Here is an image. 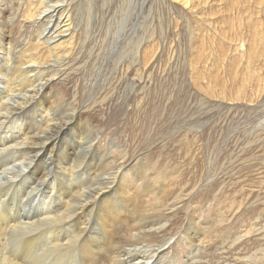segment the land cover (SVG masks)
<instances>
[{"label":"rangeland","instance_id":"rangeland-1","mask_svg":"<svg viewBox=\"0 0 264 264\" xmlns=\"http://www.w3.org/2000/svg\"><path fill=\"white\" fill-rule=\"evenodd\" d=\"M57 1L64 3L56 4L63 9L57 15L62 19H44L41 25L23 21L31 10L35 11L33 20L43 12L39 0H24L19 5L15 0L0 1L1 17L6 19L0 17V31H10L9 42L14 47L11 62L39 56L44 57L39 60L53 62L48 52L36 48V36L49 23L61 21L60 30L65 32L56 43L57 49L69 48L71 52L62 76L49 85V90L67 101L66 105L78 108L75 112H81V121L91 125L93 137L100 142V157L114 160L111 168L115 173L132 182L125 180L126 191L117 185L113 188L110 203L115 211L131 215L124 206L136 202L148 215L158 211L159 222L144 224L142 231L158 230L159 237L149 238L152 245L145 243L144 247L133 243L137 241V228L124 230L122 222L108 219L106 208L101 206L94 208V214L85 215L84 232L73 240L79 232L76 217L70 223L62 218L61 209L76 186L56 176L54 184L45 182L32 193V184L38 181L28 175L24 181L16 179L13 187L0 189V223L2 219L17 226L49 223L35 230L38 234L33 231L17 237L16 233H0V251L5 256L13 251L22 263L28 245L29 253L39 257L31 255L33 264H88L91 251L98 258L101 250H107L96 263L107 264V254L121 251L125 255L123 242L134 237L125 244L131 246L127 252L133 261L139 260L141 249L154 248L153 252L163 249L154 264H264V0ZM111 140L119 143L110 148ZM105 147L111 151L110 159L104 158L108 151L102 156ZM74 155L72 151L70 158ZM94 155L99 161V154ZM89 156L82 160L84 168L76 169L82 174L76 181H81L83 189ZM137 163L143 165L142 177L151 186L147 192H155L148 193L143 201L139 199L135 173L130 170ZM101 166L96 162L91 169L92 180L102 172ZM77 182L74 184L78 186ZM49 197V218L40 211L31 214H39L40 219L20 214L24 207L31 208ZM125 221L133 224L131 218ZM111 232L113 235H109ZM71 240L70 249L67 243ZM29 241L35 242L31 245ZM19 244H24L23 248ZM42 253L43 257L55 255L49 261V256L43 258Z\"/></svg>","mask_w":264,"mask_h":264},{"label":"bare ground","instance_id":"bare-ground-1","mask_svg":"<svg viewBox=\"0 0 264 264\" xmlns=\"http://www.w3.org/2000/svg\"><path fill=\"white\" fill-rule=\"evenodd\" d=\"M0 1H2V0H0ZM15 1L18 3V5H19V3L20 4L24 3V0H15ZM30 1H32V0H27V2H30ZM58 3L62 4L63 1L54 2V0L53 1L52 0H39L40 6H42L44 8L43 12H41V14L38 15V17L33 20V17L35 16V11L31 10V13H28V14L26 13L27 15L24 16L23 21L24 22L29 21L31 23H35L36 25H41V23H42L41 20H44V19H49V18H51V19L57 18V20L62 19L61 17H57L59 11L60 10L63 11V9H61V5L56 6V4H58ZM66 12H68V11H66ZM0 17H1V11H0ZM1 18H3V17H1ZM3 20L5 21L6 19L3 18ZM64 20H66V18ZM60 22L61 21L57 22L56 24H53V22L49 23V25L45 26L41 31H37V36H36L37 37L36 45H35L36 48L37 49H44L46 52H48V54H50V57H53V59H54L53 62H47L45 60H39L40 58H44V57L39 56L38 59L30 57L31 60L27 58L23 62L17 60V61H14L12 63L11 62V61H13L12 51H13L14 47L9 42L11 40V33L8 30L4 31L3 33H1L2 31H0V189L5 191V190L9 189V187L14 186L16 179L21 178V180L24 181V179L28 175H30V177L34 176L38 181L37 184H32V186H34V187H32V193H35L41 188L40 185L45 183V182H48L50 184H54V182L56 181V178H54V177L58 176L59 177L58 179L63 180L68 185L76 186L74 188L73 192L71 193V195L68 196L65 200H63V209H61L62 210V218H66L69 221L70 219L76 217L77 221H74V223L75 222L78 223L77 228H78L79 232L73 240L77 239V237L82 232H84L83 231L84 230V224L87 223V222L84 223L85 215L90 216V214L92 212L94 214V211H93L94 208L104 206L107 210V218L120 221V223L122 222L121 224H123L122 228L124 230L129 231L130 229L133 228V226H135L137 228L136 229V233H137L136 234V237H137L136 240L137 241H132L134 237L133 238L131 237L132 238L131 240L129 237L123 243H125V244H126V242L131 243V241H132L133 243L138 242L139 245H142V246L145 243H149L152 245V243L150 241H148V239L151 237H159L158 236L159 234L157 235V233L159 231L147 229L143 232L142 229H143L144 224H148V223L153 222V221L159 222L158 211L155 212L154 215L153 214L148 215L144 208L141 210L139 206L135 205L137 202L135 204H129L128 206H126V205L124 206V207H127L129 209L131 215L126 214L124 212L118 213L117 211H115V205L112 204L113 202L110 203L112 201V200L110 201L111 192L116 185H117V187L126 191L128 181L125 179L127 181L126 182L123 179L125 177L118 176V174L115 173L114 169L111 168L115 164L114 160L108 161L107 159L105 160V159H102V157H100L101 154L98 151V147L101 146L99 144L100 142L98 141L97 138L93 137L92 131H90V129H89L91 127V125L86 123L85 121L84 122L81 121V118H83V115L81 114V112L80 113L75 112L78 108L74 107L70 104L66 105L65 102H67V101H65L63 98H60V96H58L56 93H53L52 91L49 90V85L54 80H58L62 76L61 72H62V68H64L66 56H68V54H70V52H71L69 50V48L63 49V50L57 49V46H59V44H56V43L60 40V37L63 34V32H65V30H60V27H59V24H61ZM52 44L53 45L55 44V45L53 46ZM69 44L70 43H68V45ZM71 44H73V43H71ZM60 56H62V57H60ZM48 57H49V55H48ZM8 59H10V61H8ZM74 102H76V101H74ZM63 105H64V107H63ZM63 108H66L67 110H62ZM111 141L109 142L111 144L110 148H113L114 146H116L117 143H119V142L116 143V141H114V142L113 141L111 142ZM68 145H70V146L66 149V146H68ZM72 151H74V153L76 154L73 157L74 159L70 158V156L72 155ZM107 151L109 152L108 156L104 157V158H109V154L111 153V151L107 147H105L104 149L102 148V151H101L102 156H104ZM94 153L99 154L98 155L100 157L99 158L100 160L98 159L99 161H97L95 159L97 157V155H94ZM88 154H90V156H89L90 159L88 161H90L91 163L87 162L88 169H86V170L89 171V173H88V177H86V179H87L86 188L83 189L84 185L82 186L81 181L80 182L78 181L80 183L78 186L75 185L74 183L77 182L76 181L77 179L78 180L82 179L81 178L82 174L78 173V170H76V169L82 166V160L85 159L84 157H86V155H88ZM125 155H126V153H125ZM122 158H124V156ZM103 161L105 164H103ZM96 162H99V164H102V166L100 167V171H102L103 174H102V172L99 173L97 175L98 177H96L97 180L95 179V177L92 180V178L90 177L91 173H92L91 169L93 168V166L95 165ZM84 165H85V163H84ZM141 166H143L141 163L140 164L137 163L136 165L132 166V168L130 170H131V173H135V175H134L136 177L135 183L138 185L137 187H139V191L137 189V192L139 193V196H140L139 199H141V201H143L144 196H146L148 193H151L152 191L147 192V190L150 191L149 188H151V186L148 185V182L146 181V179L144 177H142L143 172H142ZM79 170H80V168H79ZM119 170H121V169H119ZM83 171H85V170H83ZM136 174H138V175H136ZM73 177L76 178L75 182L72 180ZM83 178H85V177H83ZM36 179H34V181ZM97 183L99 184V187H98ZM128 183H132V182H128ZM57 184L58 183H56V185ZM88 185H91V186L87 187ZM93 185H95V186H93ZM131 185L132 184H130V186ZM30 189H31V187H30ZM59 189H60V186H59ZM63 190H65V189H63ZM46 191H48V189ZM65 192H67V191H65ZM120 192H122V191H120ZM7 193L8 192H6V194ZM152 193H155V192H152ZM129 194H131V193H129ZM135 194H136V192H135ZM65 195H66V193H65ZM115 196L119 197L118 194ZM3 197H5V196H3ZM134 197L132 196V198H134ZM45 198H46V196H45ZM113 199H114V197H113ZM121 199H123V197ZM41 200L39 203H36L35 205L32 204L33 206H31V208H29V207L25 208L24 207V210L21 209L22 211L20 214H23V217H24V215H26L27 217H31L33 219L34 218L40 219L39 214L38 215H31L37 211H40V213H41L40 215H44L47 218H49V215L51 213L50 212V206L52 204L51 198L49 197L44 201H41ZM129 200L132 201L130 198H129ZM23 201H21L22 204H23ZM123 201H124V199H123ZM127 201H128V199H127ZM1 202H0V206H1ZM128 203L129 202H127V204ZM120 204H122V203H120ZM2 205H4V204H2ZM123 205H124V203H123ZM27 206H29V205H27ZM2 207H4V206H2ZM13 208H15V207H13ZM55 209H58V208H55ZM104 212H106V211H104ZM60 213L61 212H59V214ZM56 218H58V217H56ZM62 218H61V222H63ZM129 218H131V220L133 222V224L130 226H129V224H127L128 222L126 223V221H125L126 219H129ZM11 219H12V217H11ZM12 220H14V219H12ZM27 220H29V219L27 218ZM56 221L57 220H55V222ZM59 221H60V219H59ZM86 221H88V220H86ZM95 221L99 222L98 219ZM47 223H49V222H42V223H39V225H36V224H38L37 222L34 225L28 224V223L25 225V223H24L23 225H25V226H23V225L17 226V224L13 221L11 222L7 219H2V221L0 223V233L2 235H5L7 232L9 235L16 233L17 237H20V236L25 235V234H29L33 231H34V233L38 234V231L35 232V230H37L38 228L43 227V226L46 227ZM116 223L118 226L120 225V224H118V222H116ZM67 224H68V222H67ZM113 225H115V224H113ZM56 226H58V225H56ZM60 226L64 227L62 225H60ZM97 226H95V227H97ZM120 226H122V225H120ZM48 227H50V226L48 225ZM53 227H52V229H54ZM74 227H76V226H74ZM116 228L118 229V227H116ZM58 229L56 228L57 231H58ZM112 229H114V228H112ZM144 229H146V228H144ZM120 230H121V228H120ZM62 231L64 232L63 229L61 230V232ZM67 231L68 230H66V233H67ZM61 232L59 230V233H61ZM89 232H90V230H89ZM121 232H119V233H121ZM123 232H126V231H123ZM132 233H134V232H132ZM43 234H44V232H43ZM71 234H73V233H71ZM186 234H187V231H186ZM95 235H97V234H95ZM109 235H113V232H111ZM121 235H123V234H121ZM165 235H167V233ZM26 236H24V237H26ZM86 236L88 237V235H86ZM93 236H92V239L94 240ZM101 236H103V235L101 234ZM114 236H115V234H114ZM132 236H133V234H132ZM180 236H184V234L181 233ZM8 237H10V236H8ZM37 237L35 236V238H37ZM40 237H42V236H40ZM11 238H12V236H11ZM35 238H33V240ZM112 238L113 237L111 236L110 237L111 241H113ZM19 239H22V238H19ZM24 239H26V238H24ZM45 239L46 238L44 237L43 240H45ZM119 239H121V238H119ZM122 239H123V237H122ZM0 240H2V239H0ZM14 240L16 241V239H14ZM40 240H42V238ZM73 240H71L67 243L68 247L70 246L69 243L73 242ZM93 240L90 239V241L94 242ZM144 240H145V242L142 243ZM184 240L186 241L185 236H184ZM37 241L38 240L36 239V242ZM58 241H57V243H58ZM84 241H86V240H83L82 242H84ZM0 242H2V241H0ZM3 242H4V240H3ZM26 242H27V240L24 242V244ZM34 242H32V243L30 242L31 245ZM5 243H6V241H5ZM78 243H79V240H78ZM10 244L14 245L13 243H10ZM24 244H22V245H24ZM74 244H75V242H74ZM125 244L123 246L128 251V248H130L131 246L125 245ZM168 244L169 243L165 244L166 248L169 247ZM3 245L5 246V244H3ZM20 245L21 244H19V246ZM22 245H21V247H22ZM34 245H37V244H34ZM82 245H84V244H82ZM115 245H117V244H115ZM167 245H168V247H167ZM15 246H17V245H15ZM79 246L81 247L80 244H79ZM119 246L121 248V245H119ZM44 247H45V249H48L46 247V245ZM48 247H50V246L48 245ZM143 247H141V248H143ZM18 248L19 247L17 246L16 249L18 250ZM35 248L37 249V246ZM38 248H39V246H38ZM82 248H80V249H82ZM148 248H150V247H148ZM70 249H71V246H70ZM12 250H14V249L12 248ZM17 250H15V251H17ZM29 250H30V246L27 245L25 250H23L24 251L23 254H25V256L24 257L22 256L23 259L21 258L22 263L19 260L20 257H17L18 255L15 254L13 251L10 253L8 250V252L11 256H5L6 254H4V252L0 251V264H33V261L35 259L32 258L30 260L29 258L31 257V255H33L34 252L30 254ZM38 250H39V252H43V251H40V249H38ZM42 250H44V249L42 248ZM56 250L58 251L60 249H56ZM87 250H89V249L87 248ZM90 250H93V249H90ZM123 250H122V252H123ZM153 250H154V248H153ZM153 250L146 249V248L141 249L140 250L141 255L139 256V260L134 259L135 261H133V259H131L128 256L129 251L128 252L126 251V254L123 255L120 253L121 251L119 250L120 252H118V253L107 254L106 257H108L107 258L108 261H106V262H107V264H154L155 259L163 251V249L155 251V252H153ZM32 251H35V250H32ZM35 252H37V251H35ZM63 252H65V251L63 250ZM63 252H61V253H63ZM96 252H97V250H96ZM101 252H102V254L98 258H96L94 252L91 251L89 259H88V264H96L98 261H101V257L104 254H106L107 250L106 251L101 250ZM28 253L30 255L29 257L26 255ZM44 253L47 254L45 251H44ZM74 253L76 254V252H74ZM9 254H7V255H9ZM18 254H19V251H18ZM59 254H60V252H59ZM68 254H69V252H68ZM166 254L167 253L164 252V255H166ZM35 255H34V257L36 258ZM43 255L44 254L42 253V257H43ZM50 255H51V253L48 254L49 261H50V259L53 258V256L55 254L52 253L53 256H51V258H50ZM61 255H59V256L61 257ZM64 255H66V252ZM45 256H47V255H45ZM68 256H71V255H68ZM85 256L88 258L87 254ZM60 257H54V258H60ZM86 257H84V258H86ZM17 258H19V259H17ZM37 258H39L38 254H37ZM60 259H62V258H60ZM68 259H69V257H68ZM86 259H84V260H86ZM78 260H80V259H78ZM30 261H32V263ZM58 261H59V259H58ZM53 262H55V261H53ZM57 263H59V262H57ZM48 264H49V262H48ZM51 264H53V263H51Z\"/></svg>","mask_w":264,"mask_h":264}]
</instances>
